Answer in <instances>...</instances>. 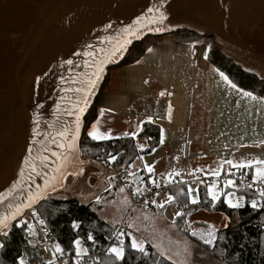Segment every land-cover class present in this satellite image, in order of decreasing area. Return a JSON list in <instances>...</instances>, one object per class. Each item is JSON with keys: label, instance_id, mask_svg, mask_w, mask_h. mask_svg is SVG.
<instances>
[{"label": "crops", "instance_id": "crops-1", "mask_svg": "<svg viewBox=\"0 0 264 264\" xmlns=\"http://www.w3.org/2000/svg\"><path fill=\"white\" fill-rule=\"evenodd\" d=\"M206 51L208 53L209 45L200 39L186 42L167 34L156 37L135 61L119 65L114 71L106 70L90 106L94 107V117L90 122L99 116L100 109H104L105 114L101 117L102 130L111 129V140H116L132 138L122 134L136 131L138 124L142 129L151 116L152 123L158 127V139L150 146L148 138H139L140 131L138 132L134 141L136 146L143 145V150L137 148L141 155L131 165L134 171L129 173H133L134 178L129 182L120 179L128 174L121 167L114 168L84 160L100 166L102 174L94 165L81 166L84 176L70 175L69 179L71 178V182H78L88 178V186L95 188L91 189L90 194L83 195L81 200L76 197L70 199L80 203L95 202L97 195L103 197L106 193L105 196L111 198L120 188L125 189L123 193L129 199L136 188L143 191L154 186V175H157L169 184V189L158 196L157 192L148 204L137 207L144 211L146 209L142 207L148 206L150 212L161 213L158 221L165 225L167 222L164 217H168L170 211L166 206L169 204L166 202L168 197L164 193L170 192L174 198L170 203L173 208L176 205V210L191 211L188 206L187 210L183 209L180 203L185 200L190 203L189 187L198 188L199 195L202 194L207 199V184L214 179L220 182V176L237 170L224 165L220 176L216 178L208 173L209 168L217 167L222 160L264 157V146L259 144L264 141V109L242 100L235 90L227 89L220 82L218 73L212 71L216 67L204 58ZM162 91L164 96L159 95ZM169 104L170 120L167 116ZM160 129L164 131L162 144ZM145 165L151 166L153 171L149 173ZM140 170H143L142 175L145 177L136 175ZM173 171L180 175L168 176ZM92 174L101 176H90ZM110 177L114 179L110 182V190L105 191L104 186L109 184ZM152 201L156 203L153 204ZM160 204L164 207H157ZM98 214L100 215V211ZM109 216H112L111 213H108ZM194 227L207 230V224L203 222H195Z\"/></svg>", "mask_w": 264, "mask_h": 264}, {"label": "water", "instance_id": "water-1", "mask_svg": "<svg viewBox=\"0 0 264 264\" xmlns=\"http://www.w3.org/2000/svg\"><path fill=\"white\" fill-rule=\"evenodd\" d=\"M152 2L154 0H0V194L6 193L19 179V170L28 155L27 147L31 145L34 114L41 118V132L51 131L50 122L59 127L63 121L70 123L74 119L61 114L57 120L55 115L57 103L62 109L69 107L67 100L61 101L65 95L61 89L70 86L68 78L84 71V57L73 53L82 52L88 43L103 46L100 39L105 35L114 36L117 29L130 23ZM166 8L169 21H166L165 31L145 32L132 44L146 37L186 30L212 39L223 55L264 80L261 76L264 73V0H169ZM109 23L114 27L105 32ZM127 52L105 66L103 77L90 97L88 112L106 70L119 66ZM66 59H73L80 67L63 64ZM38 78L40 82L36 84ZM73 95L67 93V96ZM37 104L43 108H37ZM50 146L58 151L55 145ZM45 155L50 156V153ZM52 159L50 156V163ZM84 165H94L102 174L100 166L85 161L76 167ZM85 182L88 189L95 188L88 186V178ZM37 183L42 184L43 180L37 178ZM22 187L35 189L29 181ZM4 208L0 205V212Z\"/></svg>", "mask_w": 264, "mask_h": 264}, {"label": "snow or ice", "instance_id": "snow-or-ice-1", "mask_svg": "<svg viewBox=\"0 0 264 264\" xmlns=\"http://www.w3.org/2000/svg\"><path fill=\"white\" fill-rule=\"evenodd\" d=\"M169 0H154L150 6L146 7V10L140 15H137L130 23L116 30L114 36L105 35L100 39L99 43L103 46L96 47L91 43L85 46L82 52H74V56H83V73H77L70 76L69 82L70 86L62 88L61 91L65 93L61 97V101L67 100L69 107L61 108V104L57 103L55 109V115L57 120H59L60 115L64 114L67 116L74 117V119L69 123L63 121L61 126L57 127L55 123H48V128L50 132H41L40 123L41 118L38 114H34L31 129L32 140L31 145L27 147L28 155L24 158L23 167L19 170V179L16 180L6 193L0 194V205H4V211L0 212V236L4 237L5 240L9 238V230L13 227L23 231L24 225L17 222L13 224V221H17L18 217H21L25 213L26 209L33 208L34 205L38 204L40 201L50 198V193L55 192L58 187H65L63 181L67 175H82L83 168L76 167L77 165H82L83 161L80 160L78 140L81 135L82 128H84V117L86 116L89 108V100L96 88L98 82L101 80L105 66L111 63L117 57H123V55L128 51V46L132 44L134 39H139L145 32H163L167 28L166 21H169V13L167 11L166 5H168ZM155 26V27H153ZM113 24L109 23L105 26L104 31L108 32L109 29H113ZM151 51V49H148ZM204 58L208 59V53L205 52ZM63 64L69 67H80L78 64H74L73 59H66ZM212 71L218 73L220 77V82L229 90H235L240 94L242 100L254 104L261 109H264V96L256 95L253 91L245 90L240 87L237 83L229 78L223 71L213 68ZM46 74V73H45ZM264 77V73H261ZM39 78L35 81L39 84ZM61 83H64L63 78H61ZM67 93H73V96H67ZM160 96H164L165 93L162 91L159 93ZM37 108H43V105L37 104ZM105 114L104 109L99 110V116L90 122L87 127L86 136L92 141H107L113 139L111 129L102 130L101 117ZM167 116L169 120L171 119V105H168ZM152 117L147 118V123H152ZM143 123V122H141ZM139 131H142L140 125L136 126V131L131 133L124 132L122 135L124 137L131 136L133 139L136 138ZM37 137H43L42 140H38ZM119 138V137H117ZM164 141V131L160 129V143ZM259 144L264 146V141H260ZM39 145L38 148L33 146ZM50 145H55L58 151H53ZM137 148L143 150V145L138 144ZM36 155H33V152ZM45 153H50L52 159L50 163V156L45 155ZM117 157L109 154L108 163L116 161ZM142 159V157H141ZM39 162V164L37 163ZM224 165H228L231 168L241 171L240 184L244 186V189L250 190L252 196L250 197V204L245 200V195H237L239 191V186L233 179H225L223 181V188H220L218 180L214 179L211 183L206 185V197L203 203L211 204L212 207L216 206V203L221 200L223 195L222 203L227 205L229 209L240 210L245 207H250L253 212H259L264 210V157L253 156L250 159H227L219 162L218 166L215 168H209L208 173L212 177L218 178L220 176L221 169ZM146 170L151 173L153 171L152 167L145 165ZM247 170V171H244ZM196 171H202L201 169H196ZM27 173V175H26ZM191 174V173H190ZM250 174V183H245L244 177ZM130 176L134 175L129 173ZM179 172L173 171L168 173V176H178ZM229 175H234V173H229ZM37 178H41L43 183H37ZM114 177L109 178V184L104 186V190L108 191L111 187V180ZM140 179V178H137ZM25 181H29L30 184L35 185L33 190L31 187L24 188L22 185ZM170 182V181H169ZM183 183V181H182ZM158 186V185H157ZM224 189H236V191L224 192ZM66 190V189H65ZM124 188H120V192H124ZM194 189L188 188V200L191 204L196 205L201 203L199 198V193L194 196ZM141 190L136 188L133 191V195L140 194ZM16 194V195H14ZM12 197V200H9ZM258 197V198H257ZM173 197L169 196L167 198V203L173 201ZM102 197L97 195L95 197L96 204H100ZM155 204V201H152ZM147 204V201H145ZM187 205H185L186 207ZM157 207L163 208L164 205L160 204ZM32 216H36V212L31 213ZM185 214L177 211V217H183ZM191 215V213H188ZM224 220L227 221L228 217L225 216ZM41 224L44 223L43 220L39 221ZM189 228L191 224L188 221ZM72 229L79 228V224L76 221L71 223ZM27 235H35L32 224H27ZM129 228L132 227L131 224L128 225ZM223 227L227 228L228 224H223ZM218 230L215 225L208 224L207 231L197 234L196 231H192L190 234L193 237H197L205 245L215 246V242L220 239H225L223 236H218ZM125 234L123 232L117 233L118 243H113L107 248V256L111 258L108 264H123L125 257L128 254L125 248V240L122 239ZM88 241H93V236L89 233L86 237ZM71 246L75 248L76 260L74 264H81V257L88 255V249L82 247L81 239L75 238L71 242ZM5 248V243L0 242V249ZM130 249L132 252L142 253L147 255L145 251L143 241H138L135 237L130 239ZM64 249L61 248L60 244L55 245V253L53 254V260L56 259V254L63 255ZM223 254V250H221ZM17 264H28V262L20 257ZM48 264H53V261H49ZM66 264V262H65Z\"/></svg>", "mask_w": 264, "mask_h": 264}, {"label": "trees", "instance_id": "trees-1", "mask_svg": "<svg viewBox=\"0 0 264 264\" xmlns=\"http://www.w3.org/2000/svg\"><path fill=\"white\" fill-rule=\"evenodd\" d=\"M170 35L180 41L191 42L199 39L204 41L209 45L208 61L214 67L223 71L231 80L245 90L264 96V80L246 71L243 67L223 55L215 47L212 39L198 37L196 34L186 30L176 31ZM155 39L156 37H146L140 42L133 43L120 65L135 61ZM93 117L94 107L92 106L84 118V128L79 139L78 145L82 156L90 161L99 162L104 166L121 167L129 174L130 166L141 155L134 139L121 138L99 142L90 140L86 136L85 131ZM138 137L148 138L151 146L158 139V127L154 123H146L142 126V131H140ZM109 154L116 156V161L108 163ZM142 172L143 170H140L136 175L143 176ZM128 174V178L124 182H129L130 179L132 181L134 178V175L128 176ZM245 195L246 202L250 204L252 193L245 192ZM203 196L200 194L201 203L196 205L187 203L186 200L180 201L181 207L185 210L188 208L189 210L204 208L222 212L228 217V227L218 230L217 234L225 239H218L215 242V246H208L195 237L188 235L189 232L181 223L182 217L177 219V227L189 236L195 244L197 243L213 261L219 264H264V210L253 212L250 207L232 210L222 203L223 197L216 203L215 207H212L210 203L207 205L203 203ZM32 209L44 221L43 224L46 228L47 236L51 240L50 246L55 250V245L59 243L61 248L64 249L63 255L58 254L59 256H73L75 248L71 246V242L73 239L79 238L82 246L87 248L88 252L98 254V260H84L81 264H108L111 260L107 256V248L108 244L112 242L111 234L115 228L100 218L98 214L100 206L96 202L80 203L75 199H58L50 196V198L40 201L36 206L27 210L24 215L30 214ZM20 219L13 222V224L17 222L23 224V231L13 227L9 230V238L7 240L0 236V242L5 243V248L0 249V264H17L18 259L23 257L21 246L30 243L28 241L29 235H27L26 231L27 224L20 222ZM72 221H76L79 224V228L72 229L70 226ZM89 233L92 234L93 241L86 239ZM123 239L125 240V248L128 253L123 264H173L150 246L145 249L147 255L132 252L128 236H124ZM113 243H118V240ZM221 250H223V254H221Z\"/></svg>", "mask_w": 264, "mask_h": 264}, {"label": "rangeland", "instance_id": "rangeland-1", "mask_svg": "<svg viewBox=\"0 0 264 264\" xmlns=\"http://www.w3.org/2000/svg\"><path fill=\"white\" fill-rule=\"evenodd\" d=\"M118 68V66L113 67L108 71H114ZM79 155L80 160H88L82 156L80 150ZM129 171L133 172L134 167L131 166V169H129ZM82 175L84 176V174ZM69 177L70 175H67L66 179L64 180V184L66 185L64 189H59L58 187L55 192L50 193V196H54L58 199L76 197L77 199L81 200L83 195L91 193V189H88L85 186L84 180L71 182V178L69 179ZM218 183L220 188H223V183H220L219 181ZM198 190V188H194V196L197 194ZM224 192H228L227 189H224ZM159 194L161 195L163 193L158 192L156 196H158ZM105 195L106 193L103 195L101 203L98 204L100 206L99 216L113 228L116 227L118 223L123 221V219L126 217V230L123 231V233L125 234L124 236H128L129 244L130 239L132 237H135L138 241H143L145 249L147 246H150L159 255L172 262L173 264H219L213 261L210 256L202 248L199 247L197 243L195 244V242L190 239L189 236L193 237L190 234L192 231H196L198 236L202 232L207 231L202 230L199 227H194L195 222H203L207 225L213 224L215 225V228L217 230L225 228L223 227V224L226 223V221L224 220L225 215L222 212L204 208H196L186 212L182 210H176L177 206L175 205V207L173 208V206L169 203L166 204V206L168 207V211H170L169 216L164 217V220L167 223L165 225H161L158 220L159 218H161L162 214L159 212H150L147 208L148 206L142 207L146 209L144 211H142L141 208H138L139 206L133 208V210H128L130 207V200L125 193L117 190V194L114 197L109 198ZM164 195H166L167 197L171 196L170 192H166L164 193ZM221 197H223V195ZM33 211L34 210L32 209L30 214L24 215L20 219V222H25L26 224L30 223L33 225L35 235H29L28 241L39 248L40 252L43 255L44 264H48L50 260L53 261V264H65V262L66 264H74V261L77 259L75 254L70 258H61V262L57 261L60 256L56 254V259L53 260V254L55 253V250L50 246L51 240L47 236L44 224H41L39 222L41 220L39 214L36 212V216H32L31 213ZM177 211L185 214L181 220L183 221L182 223L184 228L189 232V236H187L177 227ZM108 213H111L112 216L108 217ZM188 213H191V215H188ZM185 221H188L191 224V228H189L188 223H185ZM129 224L132 225L131 228L128 227ZM124 236L121 238L123 239ZM195 238L199 240L197 237ZM199 241L203 243L201 240ZM80 259H82V257Z\"/></svg>", "mask_w": 264, "mask_h": 264}, {"label": "built area", "instance_id": "built-area-1", "mask_svg": "<svg viewBox=\"0 0 264 264\" xmlns=\"http://www.w3.org/2000/svg\"><path fill=\"white\" fill-rule=\"evenodd\" d=\"M183 167V165L181 166ZM230 173H234V175H229L228 174H224L222 176L219 177V180L221 183H223V181L225 179H233L236 184L239 186V191H237V195H245V192H250V190H246L244 189V186L240 184V180H241V171L240 170H234ZM120 179L122 181H124L125 179H127V175H123L120 177ZM154 180L156 181V184L152 187H149L143 191L140 192V194L137 195H131L129 200H130V207L128 210H132L133 208L139 206V205H143L145 204V201H147V203H149L151 200L154 199V196L157 192H165L169 189V184H167L163 178L154 175ZM245 183H250V174L244 177ZM158 185V186H157ZM227 191H236V189H227ZM245 200L246 199V195H245ZM126 217L123 219V221L119 222L118 225L116 227H114V231L111 234V240L112 242L108 244V247L112 245L113 242H115L117 240V233L119 232H123L126 230L125 228V223H126ZM21 254L23 256V258L29 263V264H44L43 262V255L40 252L39 248L35 245H23L21 246ZM66 257H73V256H60V258H58V262H61V258H66ZM84 260H98V254L95 252H88L87 256L82 257L81 262Z\"/></svg>", "mask_w": 264, "mask_h": 264}]
</instances>
